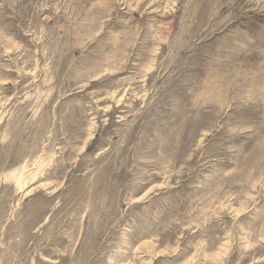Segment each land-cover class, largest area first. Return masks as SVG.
Masks as SVG:
<instances>
[{
    "label": "rangeland",
    "instance_id": "obj_1",
    "mask_svg": "<svg viewBox=\"0 0 264 264\" xmlns=\"http://www.w3.org/2000/svg\"><path fill=\"white\" fill-rule=\"evenodd\" d=\"M0 264H264V0H0Z\"/></svg>",
    "mask_w": 264,
    "mask_h": 264
}]
</instances>
